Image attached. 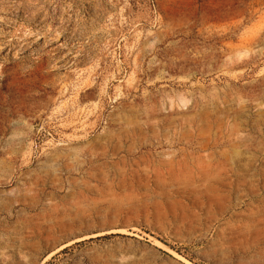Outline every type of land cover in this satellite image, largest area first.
Listing matches in <instances>:
<instances>
[{
	"label": "rangeland",
	"instance_id": "1",
	"mask_svg": "<svg viewBox=\"0 0 264 264\" xmlns=\"http://www.w3.org/2000/svg\"><path fill=\"white\" fill-rule=\"evenodd\" d=\"M0 264H264V0H0Z\"/></svg>",
	"mask_w": 264,
	"mask_h": 264
}]
</instances>
